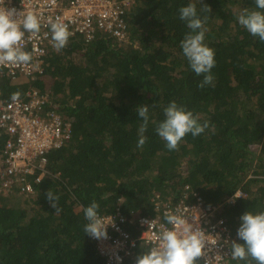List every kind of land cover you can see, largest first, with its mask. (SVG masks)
Segmentation results:
<instances>
[{"label":"trees","instance_id":"trees-1","mask_svg":"<svg viewBox=\"0 0 264 264\" xmlns=\"http://www.w3.org/2000/svg\"><path fill=\"white\" fill-rule=\"evenodd\" d=\"M190 3L208 17L204 42L215 52L214 81L204 88L180 46L189 30L179 9ZM254 7V0H135L123 44L97 34L48 54L33 86L48 87L55 109L72 124L71 139L48 153L49 174L31 195L0 193V264H105L83 230V208L93 201L101 214L118 209L136 219L156 217V203L186 199L209 211L210 224L222 222L230 251L232 241L243 243L236 237L240 216L264 212V42L237 20ZM0 87L21 97L30 84ZM172 101L209 124L201 135H187L178 151L155 132ZM140 105L149 107V126L138 148ZM7 139L0 131V159ZM48 190L60 197L59 213L45 198ZM236 192L243 197L232 202ZM147 251L138 247L136 256Z\"/></svg>","mask_w":264,"mask_h":264},{"label":"built area","instance_id":"built-area-1","mask_svg":"<svg viewBox=\"0 0 264 264\" xmlns=\"http://www.w3.org/2000/svg\"><path fill=\"white\" fill-rule=\"evenodd\" d=\"M134 3L135 0H5V6L15 8L17 12L35 13L40 18L41 29L35 37L25 34L24 50L32 54L29 64L0 66V86L3 81L30 84L16 99L13 95L3 94L0 87V131L8 137L4 157L0 159V193L31 195L34 186L49 174L46 168L48 153L64 147L71 139L72 124L57 112L48 89L41 92L33 86L44 75L46 57L55 50L49 20L59 18L66 23L72 33L69 40L82 38L89 43L97 34H104L121 45L127 40L126 16ZM185 200L173 205L156 203L154 210L158 215L154 218H126L118 209L111 214L99 213L101 217H112L115 226L107 228V239L89 237V240L105 264H135L138 247L150 250L158 246L157 235L162 231L161 225L173 228L165 220L164 214L168 212L198 224L208 233L210 264L228 263L232 259L227 247L229 235L222 222L210 224L209 211L204 210L200 203L190 205ZM151 220L153 223L150 225L143 223ZM128 227L137 233L136 238L127 231Z\"/></svg>","mask_w":264,"mask_h":264},{"label":"clouds","instance_id":"clouds-1","mask_svg":"<svg viewBox=\"0 0 264 264\" xmlns=\"http://www.w3.org/2000/svg\"><path fill=\"white\" fill-rule=\"evenodd\" d=\"M254 4L253 9L242 10L237 20L250 35L264 42V0H254ZM201 9L210 12L208 6H203ZM179 19L185 22L189 30L180 42L182 53L195 75L203 77L198 87L212 85L214 81L212 69L216 64L215 52L204 42L208 17L201 18L196 4L190 3L179 9ZM48 23L52 46L55 51L60 52L67 47L72 33L68 25L59 18L54 21L49 20ZM40 29V18L35 13L22 14L15 8L6 7L5 0H0V66L29 64L32 61V54L24 50L25 34L29 33L35 37ZM18 96L19 93L14 94L13 99ZM135 111L143 121L138 130L137 147L140 148L147 140L144 133L149 126V107L140 105ZM163 111L165 119L157 125L155 132L165 142L169 151H178L181 141L187 135L197 137L209 127L208 122L201 124L198 116L175 101L170 102ZM242 197L243 193L236 192L231 200L234 202ZM45 198L55 213L61 211L58 207L59 195L48 190ZM98 210L99 205L95 201L83 208L84 218L87 221L83 230L85 235L93 239H107V228L115 226L114 220L112 217H101ZM164 215L166 223L173 225V228L168 229L161 225L162 231L157 235L158 246L137 255L135 264H199L201 260L203 264H210L212 257L207 242L208 233L198 224L189 223L188 219L180 215L168 212ZM239 219L236 237L243 243L231 242V258L249 261V264L251 261L255 264H264V212L254 214L246 211ZM143 223L150 225L153 220L143 221ZM216 237L219 238V236ZM217 256L219 257V253Z\"/></svg>","mask_w":264,"mask_h":264},{"label":"rangeland","instance_id":"rangeland-1","mask_svg":"<svg viewBox=\"0 0 264 264\" xmlns=\"http://www.w3.org/2000/svg\"><path fill=\"white\" fill-rule=\"evenodd\" d=\"M75 56H77V55H75ZM77 58V57H76ZM51 82H52V79H50V78H48L46 81H45V85H47V86H50L51 85ZM47 89H48V87H46ZM185 167V163H183V165H182V169H185L184 168ZM12 203H11V205H13V204H17L18 202H20V200L19 199H15V200H13V201H11Z\"/></svg>","mask_w":264,"mask_h":264}]
</instances>
